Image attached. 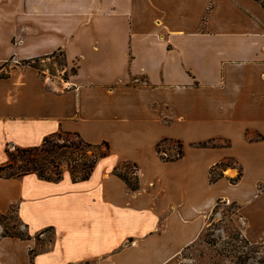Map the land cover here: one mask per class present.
<instances>
[{
  "label": "crops",
  "instance_id": "1",
  "mask_svg": "<svg viewBox=\"0 0 264 264\" xmlns=\"http://www.w3.org/2000/svg\"><path fill=\"white\" fill-rule=\"evenodd\" d=\"M0 18V70L18 60L0 77V164L7 145L59 130L109 145L86 179L0 177V214L14 207L29 235H3L0 223V264H177L218 200L238 205L248 242H264L258 1L3 0ZM53 52L75 72L20 64ZM169 140L183 151L164 160L156 144ZM218 162L223 175L210 182ZM128 164L134 190L114 171Z\"/></svg>",
  "mask_w": 264,
  "mask_h": 264
},
{
  "label": "trees",
  "instance_id": "2",
  "mask_svg": "<svg viewBox=\"0 0 264 264\" xmlns=\"http://www.w3.org/2000/svg\"><path fill=\"white\" fill-rule=\"evenodd\" d=\"M264 7L263 0H256ZM54 53V52H53ZM51 53V54H53ZM45 58V56H43ZM21 64H28L39 67V58H31L21 60ZM65 66V62H63ZM75 68H71L70 73H74ZM6 74L0 77L6 76ZM176 143L175 154L172 156H164L163 151L156 144V151L158 156L164 160L176 159L182 155V144L177 140H169ZM199 146L214 145L211 140H203L196 143ZM7 159L0 164V177L11 178L19 177L27 173H35L37 177L50 181H57L62 177L64 170L68 171L71 179L82 180L86 179L96 161L107 155L109 152V145L106 140L98 143H91L84 140L77 132H69L59 130L50 133L42 139V142L36 146L19 147L14 145H7L5 147ZM134 165V164H133ZM226 165L225 162H218L210 168L208 177L209 181H215L223 175L222 170ZM127 169V166H126ZM122 170L121 166H116L114 171L123 179L126 186L131 190L138 187V180L136 173L133 169L135 178H131L127 170ZM241 175V170L238 169L237 174L230 177L231 182L236 181ZM6 215L0 214V223L3 226V235L16 236L20 238H28L29 235L25 232L10 230L9 227L3 222ZM38 238V235H36ZM246 244H250L244 238ZM252 244V243H251ZM254 244V243H253ZM238 255L235 256L234 264H245L243 252L238 249Z\"/></svg>",
  "mask_w": 264,
  "mask_h": 264
},
{
  "label": "rangeland",
  "instance_id": "3",
  "mask_svg": "<svg viewBox=\"0 0 264 264\" xmlns=\"http://www.w3.org/2000/svg\"><path fill=\"white\" fill-rule=\"evenodd\" d=\"M264 1V0H263ZM1 0L0 5H2ZM0 27L7 29L4 18H0ZM44 61L39 62V67L48 69L49 73L66 78L71 72V68L64 70V58L61 52L48 54ZM18 63V60L9 58L3 64L0 70V76L6 74L9 67ZM22 62L20 61V64ZM170 146V147H169ZM164 156L175 154L176 143L167 141L160 146ZM172 148L171 151L168 150ZM232 163V160H229ZM131 164L127 165V171L131 178H135ZM237 174V173H236ZM235 174V175H236ZM234 175V176H235ZM238 205L234 202L218 200L216 206L210 214L207 225L200 236L185 247L178 256L177 264H234L235 256L238 255V249L244 257L245 264H264V242L246 244L242 235L243 223L238 214ZM3 222L10 230L24 232L20 221L18 220L14 207ZM52 232L46 230L40 239H43V245L51 239ZM171 264V262L163 263Z\"/></svg>",
  "mask_w": 264,
  "mask_h": 264
}]
</instances>
